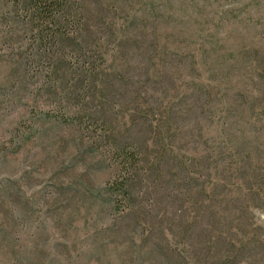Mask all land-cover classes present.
Instances as JSON below:
<instances>
[{"label":"rangeland","instance_id":"rangeland-1","mask_svg":"<svg viewBox=\"0 0 264 264\" xmlns=\"http://www.w3.org/2000/svg\"><path fill=\"white\" fill-rule=\"evenodd\" d=\"M115 1L126 8L115 11L119 21L146 10L139 0ZM147 6L156 12L146 33L155 32L158 44L112 51L91 84L129 70L136 89L147 80L151 97L167 101L151 86L165 81L173 101L202 81L206 73L188 78L189 69L208 65L211 58L198 55L207 47L225 68L205 81L210 101L192 135L172 144L183 171L135 186L152 204L137 218L112 188L120 174L113 145L129 143L130 134L152 144L159 137L145 126L127 129L131 107L109 83L119 112L108 111V120L95 114L87 82L66 74L72 44L44 56L20 0H0V264H264V177L227 170L235 159L225 138L229 129L242 133L253 149L243 161L264 168V0ZM140 57L148 68L141 76L123 64L132 58L137 67ZM182 187L191 193L173 202Z\"/></svg>","mask_w":264,"mask_h":264},{"label":"trees","instance_id":"trees-1","mask_svg":"<svg viewBox=\"0 0 264 264\" xmlns=\"http://www.w3.org/2000/svg\"><path fill=\"white\" fill-rule=\"evenodd\" d=\"M20 2L23 4L24 15L32 24L37 49H40L44 56L49 52L59 54L62 45L72 44L67 51L66 74L76 83L84 80L87 82L86 93L90 100L97 103L95 114L108 120V111L114 112L115 115L119 112L120 107L114 106L111 102L113 94L110 85H113L124 93V99L131 107L127 129L145 126L148 132L159 137L158 141L152 144L149 138L134 139L130 134L129 143L118 141L113 145L120 163V174L113 182L112 188L120 191L124 197L122 210L138 218L141 212H146L147 206L152 204L146 205L144 201L138 199L141 196L137 194L135 186L141 185L142 181L151 183L153 182L151 178H155L154 183L157 184L164 176L170 175L172 170L183 171V166H176L180 162V156L172 144L192 135L197 127L195 117L199 116L210 101L211 93L205 81L212 73L222 72L225 66L218 60V54L215 53L217 60L213 59L212 53L215 51H211L209 47L204 49L198 54L199 57H209L211 61L206 66L191 65L188 76L192 77L194 72L201 73V76L206 73L202 81L199 80L173 101L171 98L176 93L165 81L152 80L151 86L158 85L168 98L167 101L161 97H151L148 90L150 85L149 83L145 85L147 80H140L143 91L136 89L129 70L124 71L125 74L122 75H111L109 78L105 76L104 79H108L109 85L104 80L95 78L104 73V65L111 61L112 51L158 44L159 37L155 32L146 33L148 29H153V24L148 22L145 25L150 18L149 14L156 12L155 8L147 6L153 0H139L140 4L146 6V10L127 15L121 21L115 18L114 13L118 9L125 11L126 8L122 2L115 0H20ZM130 21L133 25L128 27ZM180 61L184 64V59L180 58ZM123 64H128L129 69L138 71L140 76L146 74L148 70L143 57L138 60L137 67L133 65L132 58L124 59ZM93 76L95 81L91 84L90 78ZM117 76L119 79L114 81V77ZM110 124L113 126H110V131L113 129L119 132L117 121L115 123L110 121ZM225 138L226 150L232 152L235 159L234 163L228 165L227 170L237 175L247 172V176L264 177L263 167L243 161V153L253 152L243 134L229 129L225 132ZM147 192L148 199L152 202L156 200L154 204L160 201L151 195L152 191ZM172 192L176 194L172 200L177 203L182 201L180 197L189 195L191 189L182 187L180 191Z\"/></svg>","mask_w":264,"mask_h":264}]
</instances>
